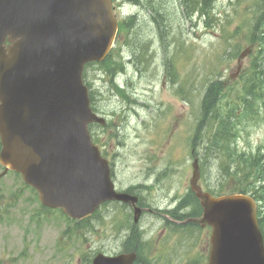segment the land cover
I'll use <instances>...</instances> for the list:
<instances>
[{"label": "rangeland", "instance_id": "rangeland-1", "mask_svg": "<svg viewBox=\"0 0 264 264\" xmlns=\"http://www.w3.org/2000/svg\"><path fill=\"white\" fill-rule=\"evenodd\" d=\"M155 1L157 8H146L138 0L121 1L125 18L136 19H127L131 28L128 40L121 39L111 57L88 69L94 103L107 120L105 126L95 125L91 132L114 160L119 188L137 182L149 184L154 181L153 174L163 172L167 164V173L160 177L164 183L189 181L196 156L205 186L234 193L237 183L230 170H225L224 149L243 157L264 155L262 102L246 110L242 97L234 102L247 75L264 90L258 74H251L257 54L244 60L246 74L229 80L238 67L234 55L253 35L255 10L264 8V0H215L206 18L199 9L197 14L196 8H190L183 18L179 0ZM151 9L157 21L152 29ZM156 30L160 37L153 38ZM150 38L155 52L148 54ZM134 50L140 51L136 59ZM226 80L232 84L223 89ZM212 84L216 95L204 98ZM118 86L125 88L129 97L118 92ZM230 107L235 136L229 142L210 144L211 123L216 127ZM238 108L242 110L237 113ZM201 124L205 132L202 141L197 136ZM178 167L185 172L176 171ZM146 174L152 176L146 179ZM160 193L152 194V204L164 205L169 191ZM35 194L17 175L0 178V264H81L96 250L112 253V232H105L106 225H100L99 219H110L119 211L117 205L110 203L90 224L74 228L61 211L45 212ZM257 202L263 218L264 198ZM69 226L71 230L62 237Z\"/></svg>", "mask_w": 264, "mask_h": 264}, {"label": "water", "instance_id": "water-1", "mask_svg": "<svg viewBox=\"0 0 264 264\" xmlns=\"http://www.w3.org/2000/svg\"><path fill=\"white\" fill-rule=\"evenodd\" d=\"M115 33L111 0H0L2 175L21 174L44 206L75 220L109 201L130 204L136 217L141 213L137 197L115 191L88 129L105 120L90 108L83 69L104 60ZM252 49L242 52L231 79ZM200 177L195 160L191 186L204 209L198 221L213 229L210 264H264L256 201L248 195L215 198L202 191ZM94 263L102 264L101 257Z\"/></svg>", "mask_w": 264, "mask_h": 264}, {"label": "flooded vegetation", "instance_id": "flooded-vegetation-1", "mask_svg": "<svg viewBox=\"0 0 264 264\" xmlns=\"http://www.w3.org/2000/svg\"><path fill=\"white\" fill-rule=\"evenodd\" d=\"M143 1L146 8H157V1ZM179 1L181 8H183V18H186L187 11L190 8H198V0ZM152 11L155 14V11ZM152 11H149L151 29L153 24H156L154 23ZM152 35L154 38L159 37L157 30ZM102 154L106 156V153L102 152ZM109 159L111 160V167L115 166V162L110 155ZM166 173L167 170L154 174V181L149 184L147 182H137L127 189H120L115 178L116 173L115 171L113 173L112 169L117 190L136 196L138 205L143 212L136 217L130 205L113 202L118 207L120 206L119 211L112 213L110 219H99L100 225H106L105 232H112V253L104 248L96 250L93 252L92 258L87 262L81 261V264H94L95 259L101 255L112 259L109 264L210 263L212 229L197 222L202 216L203 210L191 190L190 182L168 181L164 183L160 177ZM216 183L219 184V182ZM200 185L204 191L210 192L213 196L223 195L222 193L226 191L213 190L201 181ZM158 191H162L159 195L169 191V195L164 197V205H155L151 202L152 194ZM100 214L96 213L93 215L94 218L92 216L93 219L76 225L90 224Z\"/></svg>", "mask_w": 264, "mask_h": 264}, {"label": "trees", "instance_id": "trees-1", "mask_svg": "<svg viewBox=\"0 0 264 264\" xmlns=\"http://www.w3.org/2000/svg\"><path fill=\"white\" fill-rule=\"evenodd\" d=\"M215 0H200L199 13L201 17L206 18L212 12V6ZM256 22L251 29L253 35L247 42L255 44L257 56L252 64V75L258 74V80L260 83L264 82V8H261L259 12L255 10ZM207 23V22H206ZM235 35H239L236 33ZM234 38L232 36L230 39ZM229 39V40H230ZM237 53L234 55V57ZM252 56V55H251ZM244 74H246L244 72ZM223 89L225 86L223 85ZM207 90V89H206ZM264 90L262 86H258L253 77L247 75V79L237 92H235V99L242 97V104L246 110L250 106H255L256 103L262 102L264 108ZM216 95V90L213 88V84L210 86L209 92H205L204 98L213 97ZM242 109L238 108L237 113ZM237 116V114H236ZM211 119V118H210ZM233 114L231 107L227 114L219 119L216 123V127L212 126L213 136L210 138V144H217L219 140L229 142L230 138L235 136L233 127ZM203 124L198 128V134L200 141L205 136L204 130H202ZM210 148V147H209ZM223 155L228 160L225 164V170H230L233 180L237 183V189L235 192L242 194H253L257 199L264 198V155L258 157H243L234 154L232 151H228L226 148L223 151ZM254 170V171H251ZM260 184L255 186L254 184ZM261 227L264 232V217L260 220Z\"/></svg>", "mask_w": 264, "mask_h": 264}]
</instances>
